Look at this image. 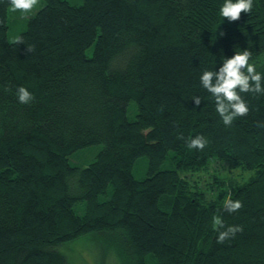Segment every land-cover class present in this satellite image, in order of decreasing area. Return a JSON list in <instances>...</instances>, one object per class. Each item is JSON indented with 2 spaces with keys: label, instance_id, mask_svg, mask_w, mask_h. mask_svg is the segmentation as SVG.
<instances>
[{
  "label": "trees",
  "instance_id": "obj_1",
  "mask_svg": "<svg viewBox=\"0 0 264 264\" xmlns=\"http://www.w3.org/2000/svg\"><path fill=\"white\" fill-rule=\"evenodd\" d=\"M223 3L44 0L16 44L0 0V264H74L59 247L77 239L118 264H264V95L241 93L249 113L225 126L200 83L236 50L264 74V0L236 22ZM229 164L252 173L202 175ZM214 216L243 231L218 244Z\"/></svg>",
  "mask_w": 264,
  "mask_h": 264
},
{
  "label": "clouds",
  "instance_id": "obj_2",
  "mask_svg": "<svg viewBox=\"0 0 264 264\" xmlns=\"http://www.w3.org/2000/svg\"><path fill=\"white\" fill-rule=\"evenodd\" d=\"M13 11H22L28 13L38 4L39 0H8ZM254 7V0H224L219 8V14L228 22H236L241 18V13L251 14ZM12 43L22 44L23 38L16 36ZM34 46H29L26 51L31 52ZM252 58V52L249 50H236L230 58H223L218 71L205 70L200 76L202 87L209 92L215 100V112L220 116L225 126H231L233 121L240 117H245L249 113V108L241 96V93H253L264 95V74L258 72L253 63L249 61ZM17 98L21 104H28L34 96L25 87L17 89ZM197 106L200 105L199 97H194ZM183 139V137H181ZM208 141L202 135L194 138L189 137L186 141V147L202 151ZM241 200H233L231 194L224 200V210L228 213H234L243 208ZM213 227L217 230V243L224 244L230 238H233L237 232H242L241 226H228L220 216L213 217Z\"/></svg>",
  "mask_w": 264,
  "mask_h": 264
},
{
  "label": "rangeland",
  "instance_id": "obj_3",
  "mask_svg": "<svg viewBox=\"0 0 264 264\" xmlns=\"http://www.w3.org/2000/svg\"><path fill=\"white\" fill-rule=\"evenodd\" d=\"M74 4H79L82 0H68ZM44 0H39L38 4L33 8L32 11L24 13L22 11H13L11 5L8 7V40H13L18 33L25 28L27 19L32 16L42 5ZM130 116L133 114L130 112ZM101 145H92L88 149L77 155H74L70 159V163L73 165L83 164L85 161H90L95 153L100 149ZM146 160L141 159L134 167V173L137 178L143 176ZM251 170H244L239 164H229L224 166H219L217 171H211L208 174H202L204 178L209 179V176H216V178L225 179H236L237 181H245L250 174ZM83 241L80 239L69 241L60 245L59 249L65 253L68 260L74 264H118V259L112 251V249H106L105 251H100L96 247V243L93 241L92 246L86 244H81Z\"/></svg>",
  "mask_w": 264,
  "mask_h": 264
}]
</instances>
